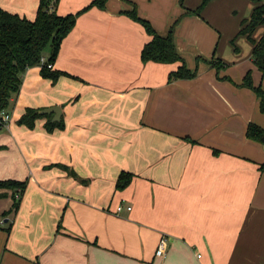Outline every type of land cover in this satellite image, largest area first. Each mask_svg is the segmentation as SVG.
Instances as JSON below:
<instances>
[{
	"label": "crops",
	"instance_id": "0c3cea01",
	"mask_svg": "<svg viewBox=\"0 0 264 264\" xmlns=\"http://www.w3.org/2000/svg\"><path fill=\"white\" fill-rule=\"evenodd\" d=\"M39 0H0L34 18ZM162 36L202 0H108L77 17L52 69L30 67L0 124V180H26L19 208L0 196V264H264V128L260 98L243 85L254 43L239 33L252 0H210L173 34L192 78L168 80L178 62L141 59L151 39L124 11ZM91 0H59L61 14ZM264 25L252 35L258 40ZM59 105L64 126L18 122L27 107ZM53 117V113H50ZM59 119V120H60ZM122 171L134 177L116 189ZM125 206L117 212V206ZM130 205L131 209L126 206ZM10 227L9 232L6 228ZM169 238L163 256L155 250Z\"/></svg>",
	"mask_w": 264,
	"mask_h": 264
},
{
	"label": "trees",
	"instance_id": "16d2710c",
	"mask_svg": "<svg viewBox=\"0 0 264 264\" xmlns=\"http://www.w3.org/2000/svg\"><path fill=\"white\" fill-rule=\"evenodd\" d=\"M59 0H39L34 18H28L17 12L9 11L0 6V117L3 111L9 112L14 103V99L20 92L24 73L34 66L40 67V74L55 82L61 75L67 74L66 71L52 69L41 62V57L45 56L48 62L54 63L59 54L63 39L74 28L77 17L80 13L92 6L101 9L106 7L108 0H91L89 4L76 12L61 14L57 11ZM210 0H202L196 9H187L184 14L177 18L171 25L167 35H160L152 23L138 15L134 2L132 10L124 11L134 21L140 23L151 39L146 42L141 49V59L155 61L159 63H175L179 65L176 69L169 72L168 80L192 78L197 74L196 69H190L184 58L176 49L174 41V28L183 15L188 13L199 14L202 8ZM254 6L248 19L242 21V28L239 33L246 34L254 43L253 61L264 72V33L255 40L252 35L255 29L264 25V0H252ZM46 50H48L46 52ZM243 85L251 88L260 98V110L264 112V89L261 85L255 86L252 81L251 72L248 71L244 76ZM40 108L27 107L18 119V122L29 128L35 126L38 118L45 117L44 127L52 131L56 127L64 126L63 118L52 120L51 114H43ZM246 135L254 140L264 142V128L256 123H249ZM134 174L122 171L117 177L116 189L126 188L132 181ZM0 187L12 189L13 205L12 208L3 212L6 216L12 211H16L21 203L22 196L27 187L26 180L13 178L0 180ZM6 193L0 194L4 196ZM11 226L6 228L9 232Z\"/></svg>",
	"mask_w": 264,
	"mask_h": 264
},
{
	"label": "built area",
	"instance_id": "2783aa9c",
	"mask_svg": "<svg viewBox=\"0 0 264 264\" xmlns=\"http://www.w3.org/2000/svg\"><path fill=\"white\" fill-rule=\"evenodd\" d=\"M41 62L42 63H45L47 67L49 68H53V63L52 62H48L47 61V58L45 56H42L41 57ZM10 113L9 112H6V111H3L1 113V117H0V124H4L6 125L9 120H10ZM124 204L123 203H120L118 206H117V212H120L123 208H124ZM127 209H131V206L130 205H127L126 206ZM169 246V238L166 234H162L161 237L159 238V241H158V244H157V247H156V250H155V255L156 256H163L166 252V249L168 248Z\"/></svg>",
	"mask_w": 264,
	"mask_h": 264
},
{
	"label": "water",
	"instance_id": "95a60500",
	"mask_svg": "<svg viewBox=\"0 0 264 264\" xmlns=\"http://www.w3.org/2000/svg\"><path fill=\"white\" fill-rule=\"evenodd\" d=\"M43 114H50L53 113L52 120H59L62 114V109L59 105H52L40 110Z\"/></svg>",
	"mask_w": 264,
	"mask_h": 264
},
{
	"label": "rangeland",
	"instance_id": "374dc122",
	"mask_svg": "<svg viewBox=\"0 0 264 264\" xmlns=\"http://www.w3.org/2000/svg\"><path fill=\"white\" fill-rule=\"evenodd\" d=\"M27 15V17H30V16H28V14H26ZM48 50H46V52H47ZM9 111V113H10V111H12V106L10 107V110H8ZM10 115H11V113H10ZM6 190H10L11 191V193H12V189L11 188H6V187H0V194H3V193H6L5 191Z\"/></svg>",
	"mask_w": 264,
	"mask_h": 264
}]
</instances>
